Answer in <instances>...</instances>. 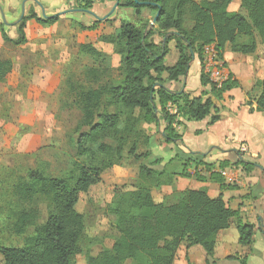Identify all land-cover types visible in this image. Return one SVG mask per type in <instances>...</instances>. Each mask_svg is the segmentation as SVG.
Segmentation results:
<instances>
[{
	"label": "trees",
	"instance_id": "trees-1",
	"mask_svg": "<svg viewBox=\"0 0 264 264\" xmlns=\"http://www.w3.org/2000/svg\"><path fill=\"white\" fill-rule=\"evenodd\" d=\"M93 1L96 0H79L86 8L91 7ZM138 1L160 8L153 27L149 21L142 26L121 21L115 34L99 38L100 42L111 45L120 57L121 81L118 84L101 81L104 69L100 68V72L93 70L88 74L97 84L94 88L70 84L72 103L81 112L82 126L88 128L77 137L72 172L56 178L41 169L29 171L26 178L18 179L8 188L4 187L5 180H0L6 190L5 198L11 199L7 204L12 206L9 208L10 221L3 219L2 225L23 242L21 247L0 244L3 264H74L75 257L82 254L86 264H125L128 261L132 264H173L182 243L201 247L206 264H210L216 236L227 230L230 220L238 216L237 211L226 206L221 195L211 198L204 190H185L172 205L155 203L151 190L171 185L174 174L166 169L157 172L140 165L131 190L115 195L106 207V213L114 218L113 227L117 233L112 246L96 256L83 253L85 224L83 216L76 211L80 195L99 184L106 170L123 167L126 156H132L135 161L148 157L151 136L146 134L145 126L157 128L163 123L160 137L164 143L172 144L180 139L174 128L175 124H180L178 118L202 122L209 117L211 124L219 120L210 98H191L184 92H171L164 85L185 77L191 60L196 56L200 63L202 50L207 45H214L220 60H223L226 46L232 53L250 56L256 51L257 38L264 45V0H240L246 16L229 12L234 0ZM118 3L121 8L134 10L136 16L144 9L154 15L157 12L156 7L139 6L134 0H119ZM59 16L46 19L33 14L30 19L47 27L56 24ZM22 27L17 28L19 40L14 41L1 32L2 40L16 45L23 42ZM153 37L160 41L155 44ZM171 42L175 43L178 57L172 67H167L165 57ZM79 51L94 60L108 58L89 44L80 45ZM12 66L10 60L0 58V86L11 73ZM199 82L203 87L209 84L201 67ZM234 85L228 74L223 87L216 90L212 86L209 93L219 100ZM257 87L259 95L254 109L264 114V78ZM168 104L175 107L176 114L168 113ZM140 139L146 149L138 154ZM36 197H42L48 212L46 221L40 226L37 209H19L22 205H31ZM236 229L239 244L249 247L254 227L237 225ZM233 260L229 257L226 261ZM240 263L246 264V259Z\"/></svg>",
	"mask_w": 264,
	"mask_h": 264
},
{
	"label": "rangeland",
	"instance_id": "rangeland-1",
	"mask_svg": "<svg viewBox=\"0 0 264 264\" xmlns=\"http://www.w3.org/2000/svg\"><path fill=\"white\" fill-rule=\"evenodd\" d=\"M80 2L79 0H0V58L10 60L13 65L5 83L0 86V180H5L6 188L18 179L26 178L29 171L41 169L56 178L72 172L71 162L76 157L77 137L79 133L88 131V128L82 126L81 112L72 103L70 84L94 88L97 84L93 79L88 78V74L93 70L99 71L100 68L104 69L100 76L101 81L118 84L122 79L118 71L117 56L113 58L114 54H108L109 57L105 61L94 60L82 54L79 46L82 44L99 46L100 34L112 33L115 25L119 27L121 21L137 23L139 26L146 21L149 23L152 21L147 11H144L141 19L137 20L131 9L119 6L111 15H108L116 0H96L88 8L80 5ZM82 9L90 11L96 18L77 11ZM61 12L66 13L60 15L58 22L52 26L44 27L35 19H30L33 14L36 17H43V15L51 17ZM229 12L246 16L245 11L240 7V0L232 2ZM105 16H107L106 20L94 23L95 20ZM19 25L23 26V42L16 45L2 40L1 32L6 33L14 41L19 40L20 36L17 33ZM107 48L110 52L112 47L107 46ZM176 56V51L172 50L167 55L165 64L171 66ZM249 58L259 65L257 79L262 78L264 76V45L258 38L256 51ZM190 71L192 83L188 84L189 88L203 87L196 78L195 62ZM206 88L209 91L212 86L208 84ZM255 88L258 89L254 87L250 99L256 96ZM221 123V126L215 128L212 136L219 137V130L227 129L225 126L228 122ZM201 124L203 123L192 122L185 132L186 143L182 145L188 151L194 150L196 141L205 142L204 139L209 140L211 137L208 132L197 135L191 132L198 129ZM145 132L153 137L152 152L158 153L157 146L164 145L159 129L154 126H145ZM250 134L257 140V145L253 146L252 150L256 159L252 164L262 169L261 167H264V134L259 136L253 130ZM235 135L237 138V131ZM142 142L140 139L138 154L146 149ZM168 147L174 149L172 153H180L182 148L181 145L179 147L168 145ZM124 153L126 154V151ZM168 158V156L165 157L166 160ZM142 161H135L132 156L129 158L126 156L123 167H112L106 170L101 175L99 184L91 186L86 193L80 195L76 211L84 218L86 239L82 243L83 253L89 252L91 256H96L102 250L112 246L117 233L113 227L114 218L106 213V207L115 195L131 190V184L138 175L139 166L145 164ZM5 191L0 185V244L6 247H21L22 239L12 235L10 229L2 225L3 219L8 222L7 218L9 219L11 215L9 208H12L7 204L11 199L5 198ZM243 192L242 190L241 193ZM250 200L251 205L246 206V204L245 209L251 208L256 217L254 222L257 227L248 251L243 248L244 256H246V264H264L263 179H260L254 187ZM164 203L169 205L171 202ZM46 206L42 197H36L31 205H22L19 209H37L40 212L38 220L40 226L44 224L48 216ZM234 224L235 228L231 224V228L221 231V237L225 234L222 238L223 242L228 246L225 249L232 253L241 246L238 242L237 222L235 221ZM237 225L248 224L242 222ZM191 252L194 259L201 262L203 249L196 246ZM209 260L210 264L214 262L213 257ZM0 264H3L1 257ZM74 264H86L84 254L76 256ZM125 264H132V262L128 261Z\"/></svg>",
	"mask_w": 264,
	"mask_h": 264
},
{
	"label": "crops",
	"instance_id": "crops-1",
	"mask_svg": "<svg viewBox=\"0 0 264 264\" xmlns=\"http://www.w3.org/2000/svg\"><path fill=\"white\" fill-rule=\"evenodd\" d=\"M144 11L150 13V20L154 18L155 15L146 9L141 11L140 16H136L134 10H132L133 16H135V19L139 20ZM132 24L137 25V23ZM117 30L118 27L115 25V30L112 33L100 34L98 39L102 36L115 34ZM153 41L157 44L160 39L153 37ZM98 44L99 46H94L97 51L102 52L107 57H109L108 54H114L112 55L113 58L117 56L120 62V57L115 55L114 51L112 52L113 47L111 45L102 43L99 40ZM107 46L110 48L112 47L110 52L107 50ZM172 50H175L174 42L169 43L168 54ZM177 57L178 54L171 66L165 65L167 67H172L176 63ZM222 61L225 64L224 70L230 75V79L235 85L230 91L224 93L219 100L213 98L206 87L189 88L188 84L192 83L190 68L194 62L197 72L196 78L199 80L200 63L196 56L191 60L185 77L181 78L178 82H167L164 85L165 88L171 92H184L190 95L191 98L202 96L204 99H211L214 108L218 111L219 120L211 124L209 117H207L202 121L203 124H201L198 129L191 131L195 135L208 132L211 135L210 139H204L205 142L201 140L196 141L194 143V150L188 151L182 144L184 142L186 143L184 137L186 135L185 132L192 122L178 118L177 122H180V126L175 124L174 128L180 135V139L174 141L172 144L163 143L164 145L162 147L157 146L158 153L154 154L151 150V142L153 139V137H151L149 149L147 150L149 155L146 159H142V162L145 163V166H148L154 171L161 172L163 169H166L168 172L174 174L172 176L171 185L153 188L151 190V196L155 203L166 204L164 202L170 201L171 203L169 205H172L176 203L179 193L185 190H204L211 198H216L221 195L226 206L238 212V216L230 220L229 227L232 224L235 228L234 223L236 221L237 224L244 222L245 224L252 225L255 230L257 227L254 222L256 217L253 215V211L250 207L245 209V205H251L250 199L254 187L260 179L264 180V167L259 169V167L252 164L256 159V156L252 154V150L254 149L253 146L257 145V140L253 138L250 131L253 130L259 136L264 134V114L254 109L255 100L259 95V89L255 88L254 92L256 96L253 99H250V95L251 91L254 87H257L258 82H260L264 76L257 79L259 65L253 60H250L249 56L232 53L229 46H226L223 52ZM162 78L166 79V75H163ZM213 113L212 111L211 114ZM222 121L228 122L225 126L227 129L225 131L220 129L219 137H216V135L212 136L215 128L221 126ZM157 129H159L160 134L164 129V124L160 123ZM236 131L238 133L237 138H235ZM188 134H190V132H188ZM168 145H175L178 147L181 145L182 148L180 149V153H172L174 149H171ZM241 147L247 149V152L243 154V156H241L242 154L240 153ZM166 156L169 157L167 160L165 159ZM241 162L246 165V167H244ZM136 179L137 177L135 181L132 182V186L135 184ZM230 189H232V191H230ZM242 190L244 191L243 193H241ZM224 235L221 237L220 232L215 238V248L213 252L214 262L212 264H241L240 261L244 258L246 259L243 248L248 251V246L238 245L239 247L236 249V252L232 253L225 249L228 246L223 242L222 238ZM193 247H188L186 243H182L176 252L173 264H206L207 258L205 253L201 255V262L194 259L191 252ZM229 257L234 258V260L226 261Z\"/></svg>",
	"mask_w": 264,
	"mask_h": 264
},
{
	"label": "built area",
	"instance_id": "built-area-1",
	"mask_svg": "<svg viewBox=\"0 0 264 264\" xmlns=\"http://www.w3.org/2000/svg\"><path fill=\"white\" fill-rule=\"evenodd\" d=\"M202 59L200 67L202 68L203 74L209 81V84L216 90H220L224 83L228 80V74L224 70V63L220 60L218 52L214 45H207L202 50ZM168 113L171 115L176 114V109L171 104L167 105ZM247 149L244 147L240 148V153L245 154Z\"/></svg>",
	"mask_w": 264,
	"mask_h": 264
},
{
	"label": "water",
	"instance_id": "water-1",
	"mask_svg": "<svg viewBox=\"0 0 264 264\" xmlns=\"http://www.w3.org/2000/svg\"><path fill=\"white\" fill-rule=\"evenodd\" d=\"M118 1H119V0H116L114 6H113V7L111 8V10H110V14H108V15H111V14L114 12L115 8L118 7V4H119ZM24 3H25V2H24ZM24 3L22 4V6L24 5ZM134 3H135L136 5H139V6H153V7H156V8H157V12H156L154 18L152 19V21L150 22V27H153V26L155 25V23H156V21H157L159 15H160V8H159L157 5H155V4L148 3V2H139L138 0H134ZM77 11L84 12V13H86V14H89V15L95 17L94 14L91 13L90 11H85V10H77ZM23 12H24V10H23V7H22V17H23ZM64 13H66V12H61V13H58V14H56V15H54V16H51V17H46V16L43 15V18L51 19V18H53V17H56V16H58V15H62V14H64ZM108 15H107V16H108ZM107 16H105V17L102 18V19H97V20H100V21L106 20V19H107ZM95 18H96V17H95ZM16 23H17V22H16ZM14 24H15V23H14ZM14 24H10V25H14ZM165 40H166V37L162 40V42L164 43ZM162 48H163V47H162ZM161 56H162V54H161ZM192 60H193V59H192Z\"/></svg>",
	"mask_w": 264,
	"mask_h": 264
}]
</instances>
